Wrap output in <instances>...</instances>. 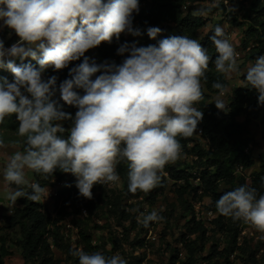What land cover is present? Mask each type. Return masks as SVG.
<instances>
[{
  "label": "clouds",
  "instance_id": "clouds-1",
  "mask_svg": "<svg viewBox=\"0 0 264 264\" xmlns=\"http://www.w3.org/2000/svg\"><path fill=\"white\" fill-rule=\"evenodd\" d=\"M222 5L227 7L229 0H209L208 7L193 15L223 11ZM138 11L139 0H0V28L19 38L9 48L0 41V69L13 75L12 81L0 80V124L15 116L24 142L3 170L10 207L20 198L34 203L48 198V187L26 178L29 170L43 180H53L57 171L71 174L79 196L91 200L94 186L115 187L120 182L121 163L128 170V191L147 194L161 186L166 165L182 158L181 139L196 134L203 120L197 104L204 99L202 85L212 57L200 41L186 35L157 40L162 30L149 26L146 34L157 43L121 44L117 55L125 58L120 64H98L85 55L102 43L119 41L121 34L141 36L142 30L133 26ZM234 11L227 7V12ZM210 39L218 54L216 72L226 79L238 74L239 54L223 27L216 25ZM29 58L38 67L23 63ZM16 59L22 62L19 66ZM81 59L59 85L55 75L43 79L49 68L59 72ZM243 76L245 88L264 106V55ZM212 87L217 90L216 108L227 111L228 87L219 80ZM64 105L77 109L74 117ZM63 121H71L67 134ZM4 146L0 139V148ZM216 209L264 234V193L256 188L245 184L225 191ZM140 217L144 228L165 219L157 210ZM70 251L78 264H128L119 252L106 256L83 248Z\"/></svg>",
  "mask_w": 264,
  "mask_h": 264
},
{
  "label": "trees",
  "instance_id": "trees-1",
  "mask_svg": "<svg viewBox=\"0 0 264 264\" xmlns=\"http://www.w3.org/2000/svg\"><path fill=\"white\" fill-rule=\"evenodd\" d=\"M204 1L206 0H139V11L133 13V26L139 27L142 30V35L137 38L131 37L128 34H121L119 41L113 39L111 44L102 43L99 47L92 49L96 52L95 61L98 64L105 61L115 62L116 64L122 63L125 57L117 55V49L125 42L129 45L135 43L137 47L156 44L157 41L151 40L146 34V28L149 26H156L162 30V34L157 40L168 36L182 35L197 39V33L204 27V23L190 14H185V12L192 6ZM232 19L237 24L238 19L236 17ZM245 19L247 29L244 32L242 46L243 50L249 48L246 60L249 63H254L259 55H264V0H252L250 8L245 14ZM238 25L243 27L245 24L238 23ZM212 34L200 42L201 46L207 49L209 55L212 57L209 63L210 71L207 73V82L202 85L204 99L197 104V107L203 112V120L198 125L196 134L191 138L181 139L183 146L182 155L195 157L196 160H193L192 166L188 169L166 165L165 173L168 172L169 179L172 181L183 182V185L177 189L178 197L182 200L186 195L193 196V200L199 198L200 201L204 198H209L210 204L207 210L215 214L214 218L217 217L212 223L216 225L219 232L228 234L231 238L230 245L223 251H219L217 244L211 245L210 255L203 257L202 260L208 262L217 258L216 264H219L220 260H223L224 264H232L231 256L236 254L238 248H240L238 247V222L234 224L230 218L220 215L216 209V201L225 191L234 190L236 187L245 184L264 193V163L259 172L253 173L250 177H247L245 174V172L251 170L255 165L254 158L250 152L246 153V149L253 142L251 126L260 118L261 114L263 115L264 124V106L258 104L257 94L245 88L246 85L244 83L243 86L234 89L227 111L221 112L216 108L213 98L217 95V90L212 87V84L219 80L228 86V81L215 70L213 62L218 54L210 39ZM18 39L15 34L13 39L5 41V48L16 43ZM81 62L82 59L74 61L69 64L68 68L59 72L49 68L44 73L43 79L47 80L49 77L55 75L58 77L57 84L59 85L63 80L70 78V69ZM15 63L19 66L22 62L18 60ZM23 63H32L38 67L36 62L30 58L23 61ZM5 78L12 81V73L6 69H0V80ZM245 78L246 76H243L242 80ZM56 99L59 100V92H57ZM211 101L212 103H210ZM60 103L63 104V101L60 100ZM64 111L71 113L74 117L77 109L64 105ZM6 120L11 124H18L15 116L6 118ZM62 125L67 134V130L71 127V121H63ZM239 168L243 169L242 173L237 172ZM117 171L126 187L127 198L130 200L141 198L148 200L150 194L155 191L163 192L168 184V178L164 175L161 186L153 189L151 192L147 194L143 192L132 194L128 191V170L126 165L121 163L118 165ZM68 177L70 179L73 178L71 174H64L59 171L54 173L53 180L51 178L43 180L34 174L33 182H39L44 187H50L54 181H64ZM192 181L197 182V185H192ZM75 184L76 181L71 180L70 185L60 191L61 199L64 203L72 204L74 215L82 213V209L92 214L94 209V193L102 191L107 186H94L92 190L93 198L89 200L79 196ZM222 185L225 186V189L220 191ZM183 204H185V211L191 213V219L187 221L185 226L186 233L182 235V242L188 251V255L184 261H180L178 255L172 256L169 264H198L200 256L206 251L209 230L204 221H197L192 203L185 202ZM111 213L122 221L132 219L130 213L119 207H117L116 211L111 210ZM64 217L61 212L57 217H53L50 210L40 201L34 203L24 198L18 199L17 205L12 210V214L3 218V226L9 230L19 229L21 240L18 244L22 248V253L21 255H16L12 252L7 246L5 237L2 236L0 238V264H54V248L62 251L70 260L74 261V264H78V258L74 257L70 250L76 248H83L84 251L89 253L100 251L106 256L117 252L115 241H112V244L115 246L113 251H109L106 245H94L92 235L87 231L78 233V241L75 248L69 243H64L62 226L60 225ZM191 237H196L195 241H191ZM245 241H247L246 243L250 247L249 259L241 258L243 259L241 261L242 264H260L261 260L257 258L260 246H253L247 239ZM137 243H132L131 245L137 247L143 241H138ZM241 250L247 251V249ZM140 263H142L141 260L128 262V264Z\"/></svg>",
  "mask_w": 264,
  "mask_h": 264
},
{
  "label": "rangeland",
  "instance_id": "rangeland-1",
  "mask_svg": "<svg viewBox=\"0 0 264 264\" xmlns=\"http://www.w3.org/2000/svg\"><path fill=\"white\" fill-rule=\"evenodd\" d=\"M230 5L235 9L234 12H227V8L221 6L220 9H213L207 16H195L194 11L199 8H206L209 5V0L203 3H198L192 6L185 14H190L193 17L200 19L204 23V27L197 33V39L201 42L205 37L213 33V29L216 25L223 27L227 35H232L229 40L233 44L236 52L241 55L237 63L239 65V73H233L231 78L227 79L229 93L224 97L225 102L229 104L231 95L235 88L244 85L242 80L243 74L246 72L247 67L250 66L246 60V55L249 51L243 50L242 39L244 32L247 29V23L245 14L250 8L252 0H229ZM237 18V24L232 18ZM238 23L244 25L239 26ZM15 33L7 28H0V41H9L13 39ZM131 36V35H129ZM133 37V36H131ZM140 37V36H139ZM138 38V37H137ZM11 47V46H10ZM9 48V47H6ZM95 51L92 49L85 53L88 57L94 59ZM19 59H16L17 62ZM216 96L213 98L215 100ZM212 103V101L210 102ZM242 119V118H241ZM243 120V119H242ZM18 124H11L5 120L4 124H0V139L7 145H13L16 148H12L11 152L21 149L24 145L23 138L17 134ZM251 137L253 142L250 145V154L255 160L254 167L245 172L247 177H250L253 173L260 171L262 164L264 163V124L263 115L251 126ZM12 146V147H13ZM8 156V154H6ZM9 157H0V212L9 214L14 207H10L9 202L6 199V185L3 180V170ZM195 157L182 155V158L178 159L174 164L168 166L180 167L181 169H188L193 164ZM168 174V172H166ZM168 178L167 187L163 192L155 191L149 195V199L130 200L127 198L126 187L124 182L120 179V182L115 187H106L102 191L94 193V209L92 214L86 210V213H80L74 215V208L71 203H64L61 197H55L54 193L56 189L60 188L59 183L50 185L49 196L46 199H42L43 203L52 213L53 217L61 212L65 217L61 222L62 234L64 237V243H69L73 248L76 247L78 241V233L81 231H87L92 235L94 245H106L107 250L113 251L114 247H117L119 252L128 262H134L135 260H141L140 264H169L172 256L178 255L180 261H184L188 255V251L184 247L182 242V235L186 233V223L191 219V213L185 211V202H190L193 205V209L197 216V221H204L207 224L209 233L207 238L209 239L206 246V251L201 255L198 260V264H216L217 258L212 261H203V257L210 255L211 245L217 244L219 251H223L230 245L231 238L228 234L221 233L216 228V225L212 223L216 218H210L208 216L209 210H207L210 204L209 198H204L200 201L199 198L193 200V196L186 195L183 200L178 197L177 189L183 185V182H174ZM30 182L34 181V173L30 170L27 172L26 177ZM72 181H76L73 176ZM192 185L196 186L197 182L192 181ZM70 185V183H69ZM68 187V186H67ZM225 186L220 187V191H223ZM115 205V206H112ZM117 207L130 213L131 220L122 221L116 218L112 211H116ZM138 209V212H132L130 209ZM11 210V211H10ZM152 210H157L160 215L165 219L159 223L152 222L149 228H144L141 220L138 219L140 213L149 214ZM10 211V212H9ZM192 212V209H191ZM134 221V222H132ZM229 223H232L228 221ZM0 238L3 236L7 241V246L16 255H21L22 248L18 242L21 240V234L19 229L9 230L6 229L4 221L0 222ZM235 224V223H234ZM239 236H238V250L236 254L231 256L232 264H242L241 258L249 259L250 247L247 245V241L241 231L245 228H250V231L259 234L251 226L238 222ZM196 237H191V241H195ZM248 239V238H247ZM112 241L116 242L114 246ZM143 241L139 246L134 247L131 244ZM138 244V243H137ZM141 245V246H140ZM241 249L247 251H242ZM241 251V252H240ZM116 253V252H115ZM53 263L54 264H74L73 260H70L62 251L53 249ZM223 260H220L219 264H224ZM260 264H264V256H262Z\"/></svg>",
  "mask_w": 264,
  "mask_h": 264
},
{
  "label": "built area",
  "instance_id": "built-area-1",
  "mask_svg": "<svg viewBox=\"0 0 264 264\" xmlns=\"http://www.w3.org/2000/svg\"><path fill=\"white\" fill-rule=\"evenodd\" d=\"M229 5H230V1H229ZM229 5L227 7H229ZM223 6V5H222ZM224 8H227L225 6H223ZM228 38H230L232 35H227ZM241 58V55L239 54L238 56V59ZM250 151V146L249 148L246 149V153H249ZM196 159V158H195ZM243 169L242 168H239V170L237 171L238 173H242ZM168 176V174H165ZM70 178H68L67 180H64V181H54L53 184H57L59 183V186L60 188L56 189L55 193H54V196L55 197H59L60 196V191L62 189H65L67 186H69V183H70ZM82 213H86V210L85 209H82ZM208 216L210 218H214L215 217V214L211 211L208 212ZM199 221V220H198ZM241 233L247 237V238H243L244 240L247 239L253 246H260V249L258 250L257 252V258L259 260L262 259V256H264V238H262V235L264 234H261L259 233L258 235H256L255 233H253L252 231H250V228H245L243 230V232L241 231Z\"/></svg>",
  "mask_w": 264,
  "mask_h": 264
},
{
  "label": "crops",
  "instance_id": "crops-1",
  "mask_svg": "<svg viewBox=\"0 0 264 264\" xmlns=\"http://www.w3.org/2000/svg\"><path fill=\"white\" fill-rule=\"evenodd\" d=\"M95 57H94V60L96 59V53H95V55H94ZM4 147L3 148H0V157L3 159V157H10L12 154H14L16 151H21V149H16L15 150V152H11L12 150H10V149H12V148H16V147H14L13 145H10V144H8L7 143V145L4 143ZM13 146V147H12ZM6 154H8V156H6ZM15 208V207H14ZM13 208V209H14ZM11 211V210H10ZM9 211V212H10ZM12 212V211H11ZM11 212L7 215V214H3V213H1L0 212V222L2 221V219L5 217V216H9V215H11ZM0 226H2V224L0 223Z\"/></svg>",
  "mask_w": 264,
  "mask_h": 264
}]
</instances>
